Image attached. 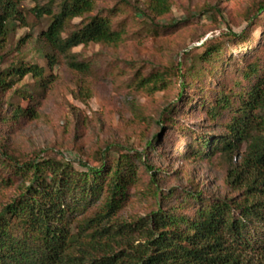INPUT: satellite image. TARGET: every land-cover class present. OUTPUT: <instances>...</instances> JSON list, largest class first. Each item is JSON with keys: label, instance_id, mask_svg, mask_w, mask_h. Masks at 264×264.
<instances>
[{"label": "rangeland", "instance_id": "1", "mask_svg": "<svg viewBox=\"0 0 264 264\" xmlns=\"http://www.w3.org/2000/svg\"><path fill=\"white\" fill-rule=\"evenodd\" d=\"M49 1L22 3L23 19L0 47V74L29 64L43 67L50 79L44 86L32 75L16 78L8 92H0V214L27 192L30 164L54 159L87 172L130 155L136 175L129 199L118 214L99 222L100 237L93 228L80 235L65 264L106 257H114L115 264H138L149 254L154 213L178 207L177 213L191 217L198 196L243 200L259 176L251 166L233 183L231 174L243 171L246 143L234 155L196 158L190 151L199 141L228 133L234 112L214 118L208 111L218 92L224 90L238 106L254 82L244 78L247 66L256 63L264 73V0H169L171 12L164 16L151 12L150 0H126L129 5L95 0L97 10L84 19L103 12L123 40L73 49L78 61L90 64L86 74L72 70L67 57L49 65L39 37L50 19L33 11ZM214 45L222 46L220 60L204 63L202 55ZM157 74L164 75L165 84L158 85L164 89L142 85ZM15 107H31L36 117L16 118ZM167 110H172L168 119ZM250 199L264 201V195L253 193ZM102 203L103 198L77 220L96 216ZM254 227L257 243L264 229L259 223ZM259 245L245 254V262L264 264V244Z\"/></svg>", "mask_w": 264, "mask_h": 264}, {"label": "trees", "instance_id": "2", "mask_svg": "<svg viewBox=\"0 0 264 264\" xmlns=\"http://www.w3.org/2000/svg\"><path fill=\"white\" fill-rule=\"evenodd\" d=\"M27 1L38 0H0V47L8 41L15 22L23 19L21 5ZM121 2L129 5L126 0ZM149 8L156 16L171 12L169 0H150ZM96 10L95 0H50L44 6L37 3L33 9L35 16L50 19L39 39L47 49L45 57L52 68L58 64L59 57H67L72 70L89 73L90 64L78 61L73 49L91 43L118 45L123 40V32L113 28L112 18L103 12L84 19ZM260 11H264V6ZM76 19L82 21L75 24ZM222 52L221 45L210 46L201 59L204 63L218 61ZM28 75L44 86L50 82L43 67L22 64L0 74V92L5 94L16 78ZM163 78L162 74L152 75L142 80V85L152 83L154 88L162 90L164 87L158 85L165 84ZM244 78L254 82L238 106L223 90L208 109L214 118L226 110L234 112L227 125V135L214 141L209 138L199 141L198 147H191L190 152L196 158L218 152L234 155L246 143L243 171L231 174L235 177L233 183L239 182L251 166L258 170V178L248 185L243 200L209 201L198 196L200 204L191 217L177 213L178 207L154 213L151 223L155 231L146 247L149 254L141 257L138 264H248L245 254L264 244V237H260V243L251 237L257 223L264 229V201L250 199L253 193L264 195V118L259 119V112H264V73L253 63L247 66ZM186 79L185 76L183 83ZM171 113L172 110H167L165 118ZM13 114L16 118L36 117L31 107H15ZM102 162L99 168L87 172H78L72 165L54 159L26 166L32 176L31 185L0 214V264H65L85 231L93 228L100 237L103 230L100 231L99 222L122 210L136 175L130 155L109 164ZM102 198L96 216L77 220ZM94 234L88 236L92 238ZM115 262L114 257L93 258L90 264Z\"/></svg>", "mask_w": 264, "mask_h": 264}]
</instances>
